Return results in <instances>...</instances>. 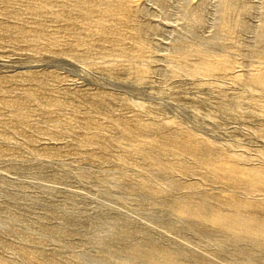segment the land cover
Returning a JSON list of instances; mask_svg holds the SVG:
<instances>
[{
	"label": "rangeland",
	"instance_id": "374dc122",
	"mask_svg": "<svg viewBox=\"0 0 264 264\" xmlns=\"http://www.w3.org/2000/svg\"><path fill=\"white\" fill-rule=\"evenodd\" d=\"M0 264H264V0H0Z\"/></svg>",
	"mask_w": 264,
	"mask_h": 264
}]
</instances>
